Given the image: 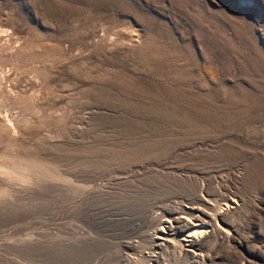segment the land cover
<instances>
[{"label": "rangeland", "instance_id": "obj_1", "mask_svg": "<svg viewBox=\"0 0 264 264\" xmlns=\"http://www.w3.org/2000/svg\"><path fill=\"white\" fill-rule=\"evenodd\" d=\"M0 31L21 128L0 161L47 184L0 222L2 264H264V0H0ZM227 205L206 261L191 231L152 238Z\"/></svg>", "mask_w": 264, "mask_h": 264}, {"label": "bare ground", "instance_id": "obj_2", "mask_svg": "<svg viewBox=\"0 0 264 264\" xmlns=\"http://www.w3.org/2000/svg\"><path fill=\"white\" fill-rule=\"evenodd\" d=\"M1 31H2V33H4L2 28H1ZM1 31H0V35L2 34ZM3 55L0 52V82H2L4 77L7 76L8 73H9V68H5L3 63L8 62L10 60H13V56H14L13 53H9L8 55H4V56ZM2 65H3L4 69H3ZM7 82H8V80H7ZM2 85L0 84V128L2 129V132L7 136L8 140H10L11 142H15L14 140H16L18 138V134H19L21 128L19 127L18 120L16 118L17 115L15 116V114H14V109L15 108L12 107L14 105L11 104V101L8 104L7 103L5 104V100H6L5 99V94H6V98L11 100L12 93L10 92V90H8V91L3 90L5 86L1 87ZM34 170H36V169L34 168L33 165L27 164L26 162H24L22 160H19V159H16L15 157H14V159H11L9 162L0 161V222H2L6 218V216H8L9 212H10V215H11L12 212H11V208H9V207L10 206L12 207V205H13L12 203H15L16 200H18L19 198H21V197H23L25 195L27 196L28 194H29V197H28L29 199H30V197L31 198L34 197V196H30V194L35 193L34 191L37 190L36 189V185L37 184H39L40 182L43 181L42 183H44V187H42L41 184H39L41 186V189L42 188H45V189L47 188V187H45L47 185V184H45V180L39 178L37 176V174H34ZM72 171L73 170L71 169V172ZM74 171H73V173H74ZM75 175H77V174H75ZM80 175L78 177H80ZM85 177L87 179V176H85ZM75 178H77V177L75 176ZM81 183H83V182H81ZM37 187H38V185H37ZM84 188H85L84 186H82V185H80L78 183H75L74 179H73L71 181V186H70L69 189L73 193H74L75 190L79 189V191H81L80 193H82V192H84V191H82ZM41 192H42V190H41ZM43 192H44V190H43ZM202 192H204V191L202 190ZM38 193H40V192H38ZM75 194H77V193H75ZM69 195L71 197L73 196V194L71 195L70 193H69ZM77 195H76V197H77ZM79 196L81 197V195H79ZM7 198H11L10 199L11 201L9 203L5 204ZM206 198L207 197L204 196V193L202 194V196L199 197V199H201L206 204V206L210 207L211 205H210L209 201ZM2 200H5V203H3ZM26 200H27V198H26ZM77 202L81 203L79 201H77ZM20 203L21 204L18 205V208H20V206H21V208H22V206H24V205H22V202H20ZM27 204H29V202ZM73 205H75V204H73ZM82 207H81V209H82ZM231 208H233V206H228L227 205L224 208L218 209L215 212H210V211H207L205 209H202V210L200 209L199 210L198 208L188 207V210H193V212H188V213H186L187 215L172 216V217H169L167 219L165 217H158L157 218V225L155 226L156 227L155 231H153L152 238L153 239L163 240V241L168 239V241H169V237L171 238V236H173V237L182 236L185 232H190L191 231L193 233L191 234V232H190V234L186 237V239H184V238H183V240L181 239V243L179 244V249L178 250H179V252H181V253L183 252L185 255L190 256L192 258H196V259L200 258L202 261H204V260L206 261V259L211 254L209 253L210 254L209 255L207 253L209 255V256H207V254L198 253V251L202 249V245H203L202 240H201V236L202 235H208L212 231H218V232H221V233H225V231L222 230V228L220 227L219 223H221L223 226L227 227V225L225 224L227 222H226V220H223V217L226 216L228 214V212H230ZM72 209L75 211L76 208L75 209L72 208ZM81 209H80V211H81ZM28 212H29V210H28ZM22 213H19V214H22ZM74 213H76V212H74ZM25 214L26 213L24 212V215ZM17 216H18V214H17ZM22 216H23V214L21 215V217ZM21 217H19V218H21ZM26 217L27 216H25V217L23 216V218H24L23 221L26 219ZM9 219L10 218H8V220ZM12 221H11V223L14 224V221L13 222ZM21 222H22V219H21ZM15 223H16V226L19 225V224H17L16 221H15ZM159 226H161V227H159ZM4 227H6V226H4ZM8 227H10V223H9ZM17 227H16V229H17ZM170 232H172V233H170ZM16 233H17V231H16ZM20 234H22V233H20ZM228 234H230V233H228ZM228 234H226L224 237L228 236ZM183 236H186V235H183ZM14 237H16V236H14ZM20 237H21V235H20ZM19 240H20V238H19ZM15 241H17V239H15ZM172 241H174V240H172ZM42 242H43V240H42ZM30 244H34V243H30ZM35 244L33 246H35ZM43 244L45 245V243H43ZM16 246L20 247L21 245L18 246L16 244ZM16 246H15V249H16ZM37 246H39V245H37ZM76 246L78 247V243L77 244L72 243V247H76ZM80 246L82 247V244H80ZM43 248H44V246H43ZM16 250H14V251H16ZM1 254L3 255V252L0 250V264L3 263V261H2L3 256ZM6 263H8V262L6 261Z\"/></svg>", "mask_w": 264, "mask_h": 264}]
</instances>
